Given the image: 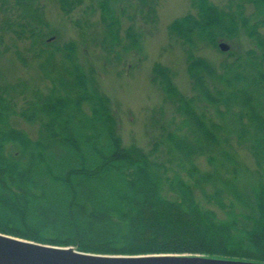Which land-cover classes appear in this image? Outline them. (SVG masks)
Segmentation results:
<instances>
[{
    "label": "trees",
    "instance_id": "16d2710c",
    "mask_svg": "<svg viewBox=\"0 0 264 264\" xmlns=\"http://www.w3.org/2000/svg\"><path fill=\"white\" fill-rule=\"evenodd\" d=\"M58 2L70 13L83 0ZM0 6L6 13L0 51L2 33L48 43L41 0H0ZM192 6L195 12L175 19L170 30L188 47L194 94L179 91L170 69L156 64L155 79L183 126L149 150L124 145L111 100L74 42L56 48L63 62L48 92L27 97L23 83L0 81V232L97 254L264 262V0H228L224 7L192 0ZM102 7L107 29L115 30L113 10L106 0ZM240 35L251 46L225 51L228 59L218 66L194 53ZM49 62L50 56L43 69ZM14 114L38 123L35 138L9 126ZM242 147L254 159L252 170L238 158Z\"/></svg>",
    "mask_w": 264,
    "mask_h": 264
},
{
    "label": "rangeland",
    "instance_id": "374dc122",
    "mask_svg": "<svg viewBox=\"0 0 264 264\" xmlns=\"http://www.w3.org/2000/svg\"><path fill=\"white\" fill-rule=\"evenodd\" d=\"M106 1L118 20V27L112 31L107 29L103 18L104 0H83L70 13L62 10L58 0H41L44 19L48 22L43 41L48 43L32 44L30 40L25 41L11 33H2L0 81L23 83L27 97L36 90L48 92L53 85L55 67L63 62L62 53L56 48L74 42L81 63L89 71H94L100 90L111 100L124 145H137L149 150L159 136L165 137L168 132L178 131L183 126L176 106L155 79L156 64L170 69L179 91L185 95L194 94L187 70L188 47L171 32L170 24L187 13L195 12V9L192 0ZM210 1L220 7L228 2ZM252 12L253 8L248 6L247 15H252ZM5 16L0 6V24ZM115 32L117 39L113 41ZM220 42L230 46L226 52L232 47L245 50L251 46L246 35H240L232 42L219 41L218 47L202 44L194 49V53L218 66L228 59L227 53L219 48ZM5 46H9V50H3ZM43 48L47 52L39 57ZM19 54L26 59V64L21 62ZM49 56L50 62L43 69L41 62ZM18 102L20 106L22 100ZM8 124L25 130L33 138L39 128L37 122L30 123L18 114L11 115ZM238 158L250 170L255 168L254 159L247 149L240 148ZM197 163L203 169L210 168L206 157H199ZM218 212L220 217L223 216L220 210Z\"/></svg>",
    "mask_w": 264,
    "mask_h": 264
},
{
    "label": "water",
    "instance_id": "95a60500",
    "mask_svg": "<svg viewBox=\"0 0 264 264\" xmlns=\"http://www.w3.org/2000/svg\"><path fill=\"white\" fill-rule=\"evenodd\" d=\"M229 45L220 42L227 51ZM0 264H264L241 259L214 258L191 254H97L73 246H57L0 232Z\"/></svg>",
    "mask_w": 264,
    "mask_h": 264
}]
</instances>
